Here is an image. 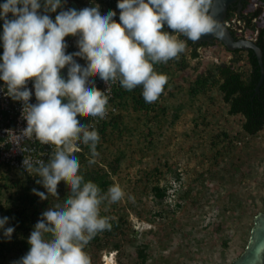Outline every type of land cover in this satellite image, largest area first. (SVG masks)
<instances>
[{
    "label": "rangeland",
    "instance_id": "1",
    "mask_svg": "<svg viewBox=\"0 0 264 264\" xmlns=\"http://www.w3.org/2000/svg\"><path fill=\"white\" fill-rule=\"evenodd\" d=\"M261 4L244 0L241 10ZM226 19L234 27L242 25L235 16ZM255 22L264 23V11ZM236 33L254 40L257 29ZM198 51V58H190L185 45L180 53L187 60L185 68H179L177 57L157 72L167 83L154 106L136 110L129 102L120 110L118 127L108 128L100 138L94 164L105 166L122 157L117 172L110 173L109 187L118 184L124 197L100 205V215L111 228L86 246L91 264H106L107 257L112 264H231L246 249L255 217L264 213V126L246 133L244 117L228 112L217 87L198 94L189 88L199 73L216 63L241 66L246 72L249 63L244 53L237 59L219 41ZM18 175L10 172L0 180V209L13 203L18 190L13 179ZM157 185L165 188L164 196L156 194ZM58 186L51 209L62 208L68 193L65 183ZM3 237L0 229V240ZM4 254L0 264H15L16 250Z\"/></svg>",
    "mask_w": 264,
    "mask_h": 264
},
{
    "label": "clouds",
    "instance_id": "2",
    "mask_svg": "<svg viewBox=\"0 0 264 264\" xmlns=\"http://www.w3.org/2000/svg\"><path fill=\"white\" fill-rule=\"evenodd\" d=\"M42 3L6 0L0 4L4 21L0 80L8 96L24 102L27 127L20 139L34 135L41 144L56 147L49 164L40 162V167L33 168L30 158H25L23 167L43 177L49 193L55 195L59 182L65 181L73 195L62 208L57 205L58 210L43 213L44 219L36 223L28 239L30 250L15 264H91L86 246L97 233L111 228L108 218L100 215V205L105 200L120 201L124 192L113 184L102 195L98 185L85 182L79 174L81 165L74 154L77 143L89 146L88 163L93 164L99 156L100 136L91 122L83 125L77 116L104 119L107 115L108 96L89 87V78L98 77L108 85L119 81L127 91L142 86L144 101L153 103L167 83V77L154 71L153 65L167 63L185 50L184 41L163 31L165 24L193 43L207 34L223 37L224 32L210 14L213 0H118L119 22L114 20L115 11L102 15L99 6L62 10L53 21L39 13ZM43 7L45 13L56 12L61 0H44ZM69 35L79 36V51L65 54ZM74 57L85 59L87 66L82 67ZM66 65H70L67 81L60 75ZM30 79L37 100L34 105L29 103L32 92L26 87ZM62 98L68 102L62 103ZM32 192L47 198L35 188ZM8 219L0 218V229L10 239L14 228H5Z\"/></svg>",
    "mask_w": 264,
    "mask_h": 264
},
{
    "label": "trees",
    "instance_id": "3",
    "mask_svg": "<svg viewBox=\"0 0 264 264\" xmlns=\"http://www.w3.org/2000/svg\"><path fill=\"white\" fill-rule=\"evenodd\" d=\"M41 1V0H40ZM99 3L105 4L110 9L117 8V0H96ZM261 5L256 8L244 12L240 10L236 11L235 6H230L227 12V18L235 16L237 20L241 21L240 26L232 27L228 26L231 33L236 37H242L243 35L237 34V30L244 28L257 29L256 37L254 41L262 50V60L264 66V23L258 26L255 19L260 16L264 11V0H260ZM6 0H0V4L5 3ZM244 3V2H243ZM41 13L44 9L41 6ZM38 10V11H39ZM8 18H12V14L8 15ZM227 20V19H226ZM3 23L4 21L0 19V57L3 55ZM163 31L169 32V34H174L173 31L168 28L167 24L164 25ZM180 39H183L185 45L190 47V58L199 57V47L207 45L209 43H214L219 41V39L214 38L210 41H203L200 43H193L187 40L182 34L177 33ZM229 52L233 53L237 59H241L240 53H244L247 62L249 63L248 72L244 71L241 66H235L228 63H216L212 67L207 68L205 71L199 73L196 78L192 81L190 85V93L198 94L200 92L204 93L212 87H217L222 94L223 100L228 104V112L230 114H241L244 117L242 122V129L248 134H254L261 130L264 126V77L263 81L259 86V91L256 92V86L258 85L261 70L257 60L256 55L252 49H233L230 50L226 48ZM177 64L179 68H185L187 66V60L183 54L178 55ZM170 59L167 63H156L153 65L154 71L158 72L161 70H166L165 65L171 62ZM117 98V105L119 107V112L112 116L110 119L103 121L98 124L95 130L101 137L105 135L108 128H117L119 121L122 118L120 113L121 108H124L131 103L132 108L136 110H150L154 103H146L142 97V86H138L132 91H127L123 87L118 88L115 91ZM92 130V129H89ZM99 148V143L97 148ZM80 161V171L79 174L84 177L85 182L92 181L101 189V194L103 195L110 184H112V179L110 178V173H116L119 168V163L122 159L121 156H116L112 161L108 162L105 166H98L89 164L88 161L90 157V148L88 145L83 144L80 151L74 153ZM10 174V173H9ZM8 175H4L3 178H8ZM40 180L41 183H36ZM14 183L18 187L16 194H14L13 203L8 207L2 206L0 212L3 213L4 217L11 218L12 221L9 223V227L14 228L11 238L3 237L0 240V254L5 256L4 252L6 250H16V256L14 262L19 261L24 255L30 250V245L28 239L31 232L34 230L35 225L38 221L43 220V213L48 211V205L51 201L53 194L49 193L48 190L43 185V177L39 174L35 176H30L26 174L19 173V175L13 179ZM61 184H66L68 187V193L64 194L65 201L73 195L70 186L65 182H59ZM2 185V184H1ZM0 185V186H1ZM35 188L38 192L45 193L46 199H41L38 195L32 192ZM156 188V194L158 196L165 195V188ZM12 196V195H10ZM49 237V234H45ZM140 258L145 260L146 253L143 249L139 250Z\"/></svg>",
    "mask_w": 264,
    "mask_h": 264
},
{
    "label": "built area",
    "instance_id": "4",
    "mask_svg": "<svg viewBox=\"0 0 264 264\" xmlns=\"http://www.w3.org/2000/svg\"><path fill=\"white\" fill-rule=\"evenodd\" d=\"M42 8L44 9V0H42ZM77 7V11L85 7H96L99 6L100 13L102 15L108 13L109 11H115L116 16L114 20L119 22V11L116 9H110L103 3H99L96 0H61V7L57 8L56 12L41 13L47 14L55 21V16L62 10L74 9ZM10 14V13H9ZM8 14V15H9ZM236 20V19H235ZM239 23L240 20H237ZM227 26H232L228 20L225 21ZM234 27V26H232ZM241 30V29H240ZM79 36H67L65 37V42L67 43V48L65 54H72L78 52L79 48L76 41ZM74 60L79 63L82 67L87 66V61L80 57H74ZM2 62V60H0ZM70 65H66L65 69L68 72ZM62 73V69L61 72ZM89 87H96L98 90L105 92L108 96L107 115L104 119L99 117L89 116L88 124L91 122L92 127H96L98 124L110 119L112 116L119 112V107L117 105V98L115 91L121 87L119 81L115 83L109 82V85L104 81L100 80L98 77L89 78ZM26 87L31 90L32 96L30 98V104H36L37 100L35 98L34 81L29 80ZM24 102L13 100L7 95V87L5 82L0 80V180L4 179V175H8L10 172H18L30 176L38 175L36 172L29 173L23 167V160L25 158H30L33 168H38L43 165H47L54 158L56 147L51 144H41L35 139L33 135L32 139L21 138L22 131L27 127V122L23 118ZM92 129V128H90ZM82 142L77 143L78 151L82 149Z\"/></svg>",
    "mask_w": 264,
    "mask_h": 264
},
{
    "label": "water",
    "instance_id": "5",
    "mask_svg": "<svg viewBox=\"0 0 264 264\" xmlns=\"http://www.w3.org/2000/svg\"><path fill=\"white\" fill-rule=\"evenodd\" d=\"M244 0H213V6L210 9V14L213 15V18L220 24L223 29L224 35L223 37H216L213 34L203 35L200 40L196 43H200L203 41H210L214 38L219 39L223 45L230 49H252L254 54L257 57L261 75L256 86V92L259 91V86L263 81L264 77V66L262 60V50L256 44L253 39H249L246 37H238L236 38L225 24V20L227 18L228 8L234 4L237 6V11L239 12L243 7ZM74 9L77 10L75 5ZM61 77L67 81L68 72L65 68L62 69V73H60ZM67 98H62V103H67ZM77 119L83 125H88L89 117L77 116ZM264 247V213L260 212L254 220V225L251 229L250 240L249 243L244 250V252L236 258L231 264H264V251H260V249Z\"/></svg>",
    "mask_w": 264,
    "mask_h": 264
},
{
    "label": "bare ground",
    "instance_id": "6",
    "mask_svg": "<svg viewBox=\"0 0 264 264\" xmlns=\"http://www.w3.org/2000/svg\"><path fill=\"white\" fill-rule=\"evenodd\" d=\"M106 260H107L106 264H112L113 263L112 262V257L111 258L110 257H107Z\"/></svg>",
    "mask_w": 264,
    "mask_h": 264
},
{
    "label": "flooded vegetation",
    "instance_id": "7",
    "mask_svg": "<svg viewBox=\"0 0 264 264\" xmlns=\"http://www.w3.org/2000/svg\"><path fill=\"white\" fill-rule=\"evenodd\" d=\"M116 3L118 4V0H117ZM232 6H235V7H236V11H237L238 8H237L236 4H234V5H232ZM227 12H228V11H227Z\"/></svg>",
    "mask_w": 264,
    "mask_h": 264
}]
</instances>
